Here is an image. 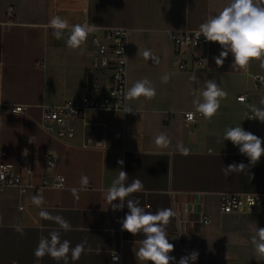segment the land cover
<instances>
[{
    "label": "crops",
    "instance_id": "1",
    "mask_svg": "<svg viewBox=\"0 0 264 264\" xmlns=\"http://www.w3.org/2000/svg\"><path fill=\"white\" fill-rule=\"evenodd\" d=\"M227 3L228 0H16L17 25L8 30L0 28V103L25 105L26 116L0 115V162L13 166L25 189L8 186L0 190V264H63L47 255L42 259L34 256L41 235L48 236L59 229L54 221L39 216L41 210L70 222V231L60 230L62 240H69L73 247L86 241L80 259L73 262L69 258V264H108L109 253L117 250L120 264H139L133 247L143 236L121 231L119 222L128 212L127 206L123 211H113L104 199L119 170L128 173L127 184L135 179L143 184V190L128 199L138 200L146 211H177L167 226L169 242L174 244L170 253L175 257L174 264L193 251L199 254L194 264H209L210 256L213 264H264V258L256 256L251 244L257 228H264V204L255 213L219 216L216 211L220 194L264 195L251 189L261 163L249 164L231 141H224L229 127H255V119L237 111L247 100L240 103L236 98L247 94L233 88L245 79L251 92L249 74L264 75V68L259 61H253L245 72L233 71L230 54L222 66L216 65L215 58L222 49L215 42H208L203 49H183L184 67L221 79L218 85L237 107L228 111L224 103L225 112L219 111L211 120L197 113L195 122L185 123L183 112L195 111L187 101L190 75L171 65L176 49L165 35L166 31H197L209 15ZM56 15L72 25L96 24V30L131 29L127 88L134 83L135 69L131 67H144L156 89L155 97L127 100L131 113L88 110L82 120L75 122L74 136L66 141H58L41 130V105L77 101L94 85L106 84L102 73L91 67L94 53L90 35L82 49L72 50L66 45L67 32L64 38L56 39L53 30L44 27ZM18 27L25 29L17 30ZM145 50L159 57L160 62L145 60ZM196 56L201 59L200 65L195 62ZM165 74H170L168 83L161 82ZM256 96L253 94V99ZM161 133L170 140L167 148L155 144ZM182 148L189 150L187 155L182 154ZM25 149L32 159L30 173H20L18 169ZM52 157L54 167L46 168V160ZM118 160L124 161L122 167ZM241 162L249 164L242 172L226 176L221 171L223 166ZM58 175L65 178L61 190L51 186ZM81 176L89 178L83 191ZM43 182L47 186L41 187ZM73 188L77 189L76 195ZM37 194L46 202L41 207L31 201ZM190 211L193 213L188 214ZM199 213L212 217V224L200 225ZM242 224L247 228L243 229ZM16 226L23 229V235Z\"/></svg>",
    "mask_w": 264,
    "mask_h": 264
},
{
    "label": "clouds",
    "instance_id": "2",
    "mask_svg": "<svg viewBox=\"0 0 264 264\" xmlns=\"http://www.w3.org/2000/svg\"><path fill=\"white\" fill-rule=\"evenodd\" d=\"M44 27L51 28L52 34L56 39H62L65 32L68 33L66 45L69 49L78 50L86 44L88 36L96 31V24H75L72 25L65 18L59 15L50 18ZM203 36L206 42L218 43L221 47L219 55L215 58L218 66L224 64V60L229 56L232 57L230 68L236 72H245L253 61H259L264 68V0H228V3L217 13L209 15L206 20L199 25L195 32L196 40ZM145 60L151 59L154 63H159V57L152 54L151 51L143 52ZM125 59H128L125 56ZM2 67V65H0ZM170 74L161 77L162 83H168ZM190 81L199 83L200 80L194 74ZM156 95V89L148 78L135 81L125 90L124 96L126 100H136L140 97L153 99ZM195 98L193 100L194 112L185 113L189 123L194 122L196 114H200L206 120H211L216 116L221 107V100L226 98L228 93L223 90L214 79H207L203 82V87L194 91ZM260 104L264 105V99L260 100ZM26 106H17L12 109L17 116L24 114ZM125 113H131L130 107H125ZM255 115L249 119H258L264 123V108H255ZM231 143L239 149V153L247 157L249 164L255 165L264 156V140L246 131L241 125L229 127L225 130L224 141ZM29 143L31 139H29ZM155 144L160 148H167L170 144L166 134L161 133L155 138ZM182 154L187 155L188 149L182 148ZM24 156L28 155V150L23 152ZM117 163L124 164L123 160ZM249 164L243 162L223 166L221 171L224 175L239 173L244 171ZM4 178L0 174V180ZM60 183L54 185L56 188H63V177H57ZM128 173L119 170V175L115 178L111 186L105 191L104 199L111 206L113 211H123L125 205L128 212L119 221L121 231H126L132 236L142 235L143 238L135 241L133 252L139 264H172L175 257L170 253L174 250V244L169 242L167 226L170 219L175 215L171 208L158 209L156 212L146 211L141 207L138 200L128 199V197L138 191L143 190V184L139 179L133 180L127 184ZM89 184L87 176L80 178V190H86ZM73 194H77V189H72ZM32 204L41 207L45 204L42 195L37 194L31 198ZM119 201L118 203H114ZM255 201L253 202V204ZM107 207V209H108ZM103 208V210L107 211ZM39 216L42 219L52 220L58 226V230L51 231L48 236L39 238L38 245L34 250V256L42 259L49 256L53 260L63 264H69L71 261H78L85 252L86 241L71 246V242L67 239L62 240L60 230L70 231L72 226L69 221L62 216H52L49 212L41 210ZM16 231L23 235V229L16 226ZM251 244L254 247L256 256L264 258V228H257L255 234L251 237ZM198 252L193 251L188 255L180 258L179 264H194L198 259ZM115 258V255H114Z\"/></svg>",
    "mask_w": 264,
    "mask_h": 264
},
{
    "label": "built area",
    "instance_id": "3",
    "mask_svg": "<svg viewBox=\"0 0 264 264\" xmlns=\"http://www.w3.org/2000/svg\"><path fill=\"white\" fill-rule=\"evenodd\" d=\"M16 12L14 7L9 6L5 10V19L0 22L2 30H8L16 26ZM196 31L174 30L166 31L167 41L174 46L175 53L171 65L176 69L184 68V61L181 56L183 49L190 48L193 50L203 49L208 42L201 36L199 40L195 38ZM131 34V29L126 28H102L90 34V42L93 49V58L91 67L102 73L105 77L106 84L94 85L88 94L84 95L80 100H66L57 105H41L40 117L38 126L41 130L51 135L58 141H66L74 136V124L76 121L82 120L84 114L88 110H101V111H124L127 106V100L124 93L127 89L128 77V41ZM197 64H201L199 56L194 57ZM36 66L42 67L43 63H36ZM252 83L258 87H264V75L258 73L249 74ZM246 95H240L236 98L237 102L245 103ZM25 106V105H17ZM16 105H3L0 103V115L10 114L15 115L12 111ZM192 112L186 111L183 113V120L189 123L186 119L185 113ZM249 118L254 117L255 114H246ZM17 116V115H15ZM26 116V108L24 114ZM198 114L195 116L194 122L197 120ZM193 123V122H192ZM264 127V123H263ZM55 159L46 160V168L54 167ZM20 173H30L32 171V159L30 156H24L18 166ZM0 174L4 178L0 180V190L8 186H20L22 190L25 187L20 185V176L14 172V168L9 163L0 162ZM57 177H63L58 175ZM56 179L51 183L54 189L61 190L64 188H56L54 185L60 183ZM64 178V177H63ZM65 185V178L63 179ZM47 186L46 182L42 183L41 187ZM39 193V188L35 189ZM255 203L253 204V202ZM173 204V203H172ZM264 204V195L256 193H223L220 194L216 211L219 216L235 215L243 213H255ZM175 216L178 215L177 211L173 209ZM190 211L188 214H192ZM201 218L199 224L208 226L212 224L213 218L204 216L199 213ZM115 255V258H114ZM121 255L120 251H112L109 253L108 264H120ZM172 264H174L172 262Z\"/></svg>",
    "mask_w": 264,
    "mask_h": 264
},
{
    "label": "rangeland",
    "instance_id": "4",
    "mask_svg": "<svg viewBox=\"0 0 264 264\" xmlns=\"http://www.w3.org/2000/svg\"><path fill=\"white\" fill-rule=\"evenodd\" d=\"M15 2H16V0H0V22H2L5 19V10L7 9V7L12 6V7H14L15 11L17 10V8L15 7V4H14ZM24 29L25 28H22V27L17 28V30H24ZM134 48L136 49V46H134ZM131 68L135 69L134 73L132 74V80L134 82L137 80H141L145 77L148 78L147 74H145L143 71L144 67H131ZM177 70L179 72L189 74L190 75L189 78L195 74L198 77V79L200 80V82L197 84V83L190 81V79L188 78L189 83H191V86H190L191 93H190V96L188 97L187 101L191 102V103H189L190 105L193 104V100L195 98L194 91L196 89L202 88L203 82L205 80L214 79L216 82H219V81L221 82V79H217L216 77H213V76L207 74L206 72L200 71V72L193 73L194 71H190L189 69H187L185 67L181 70H179V69H177ZM249 81L251 82L252 89H253L251 92H249V84H248V82H246L245 79H242V85L236 86L233 88L234 89L233 91L240 90L242 93L247 94V99H246L247 102H246V104H244V107H243V105L242 106L239 105L240 107L237 110V107L234 104H232V102H231L230 95H228L226 98H224V100L223 99L221 100V107H220L219 111L225 112V110H226L225 104L227 106L228 111L237 110V111L242 112L243 114H248V113L255 114V112H254L255 108H264V105L260 104V100L264 99V88L259 89L258 87H256L252 83L250 78H249ZM155 84L158 86L160 85V83L158 81ZM253 94H257L255 99H253L254 98ZM172 117H174V115H172ZM255 120H256L255 127H249L248 126L246 131H250L253 134L257 135L258 137L262 138V140H264L263 123H261L258 119H255ZM260 163H261V165L257 166V169L255 170L257 173V174H255L256 180L253 181V183L251 185L253 187L251 189L253 191H256V192L264 193V156L261 157L259 164ZM242 228L243 229L247 228V224H242ZM212 251H213V248L210 247V252H212ZM210 260H211V263H209V264H213L211 256H210Z\"/></svg>",
    "mask_w": 264,
    "mask_h": 264
}]
</instances>
